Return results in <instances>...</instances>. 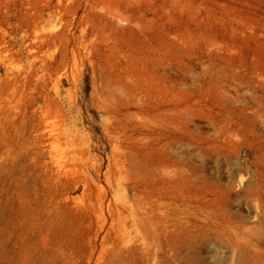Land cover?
<instances>
[{
	"label": "rangeland",
	"instance_id": "1",
	"mask_svg": "<svg viewBox=\"0 0 264 264\" xmlns=\"http://www.w3.org/2000/svg\"><path fill=\"white\" fill-rule=\"evenodd\" d=\"M255 262L264 0H0V264Z\"/></svg>",
	"mask_w": 264,
	"mask_h": 264
},
{
	"label": "bare ground",
	"instance_id": "2",
	"mask_svg": "<svg viewBox=\"0 0 264 264\" xmlns=\"http://www.w3.org/2000/svg\"><path fill=\"white\" fill-rule=\"evenodd\" d=\"M167 172V171H166ZM230 177V176H229ZM145 181V180H144ZM259 199V198H258ZM263 205V204H262ZM139 217V216H138ZM220 222V221H219ZM221 223V222H220ZM225 226V225H224ZM229 229V228H228ZM210 234V233H209ZM212 235V234H211ZM240 241V240H239ZM242 241V240H241ZM238 246V245H237ZM239 253V252H238ZM236 256V255H235ZM256 263V262H255ZM258 263V262H257ZM256 263V264H257ZM260 264V263H259Z\"/></svg>",
	"mask_w": 264,
	"mask_h": 264
}]
</instances>
